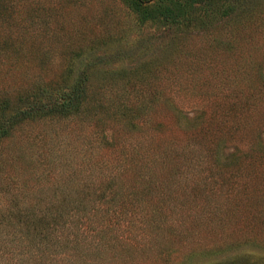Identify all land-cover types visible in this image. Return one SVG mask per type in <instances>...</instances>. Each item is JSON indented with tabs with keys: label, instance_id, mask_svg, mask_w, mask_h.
Returning <instances> with one entry per match:
<instances>
[{
	"label": "rangeland",
	"instance_id": "rangeland-1",
	"mask_svg": "<svg viewBox=\"0 0 264 264\" xmlns=\"http://www.w3.org/2000/svg\"><path fill=\"white\" fill-rule=\"evenodd\" d=\"M254 2L252 16L243 13L230 24L214 22L208 31L169 35L158 33L159 26L138 25L120 0H0V91L13 93L37 76L57 77L69 65L85 66L89 89L100 104L94 117L83 113L24 123L1 144L0 173L22 174L31 183L45 167L87 171L111 152L94 140L100 131L127 141L184 136L196 126L193 131L207 138L223 110L216 104L231 102L236 93L237 107L228 112L214 148L221 157L233 152L227 159L234 161L248 146L263 160L264 0ZM251 91L256 107L247 112ZM115 103L122 106L119 115ZM203 120L208 126L202 127ZM262 162L248 166V192L235 198V208L219 210L223 201L217 192L218 208L208 214L214 217L183 210L177 232H156L151 249L113 261L105 258L112 247L86 242L82 248L102 255L89 251L84 262L70 253L58 264H264ZM61 243L53 244L60 251L57 258L70 249ZM163 248L169 249L165 259L159 255Z\"/></svg>",
	"mask_w": 264,
	"mask_h": 264
},
{
	"label": "trees",
	"instance_id": "trees-1",
	"mask_svg": "<svg viewBox=\"0 0 264 264\" xmlns=\"http://www.w3.org/2000/svg\"><path fill=\"white\" fill-rule=\"evenodd\" d=\"M120 1L138 25L159 26L158 33L170 35L208 31L214 22L230 24L244 17L243 13L252 16L256 0ZM88 80L85 66L69 65L57 77L37 76L13 93L0 91V161L4 156L1 144L26 122L69 119L83 113L94 117L100 104L93 98ZM250 94L253 101L246 103L247 112L256 107V93ZM238 96L236 93L235 98ZM234 99L216 104L223 110L216 115L219 125H211L212 134L207 138L193 131L196 126L184 136L154 134L149 139L140 136L127 141L100 131L94 140L111 152L87 171L45 167L47 171L37 173L31 183L22 174L0 173V264H41L43 256L58 264L70 253L86 262L90 251L82 248L86 242L112 247L105 258L117 261L151 249L156 232H177L183 210L188 209L191 216L216 210L213 199H218V193L223 201H219V210L235 208V198L239 200L248 192L252 177L248 166L264 159L252 156L256 149L248 146L241 159L237 156L234 161L227 159L235 156L233 152L223 157L217 154L213 139L222 130L228 112L237 107ZM115 105L114 112L120 114L121 104ZM210 117H214L213 110ZM207 121H202V127L208 126ZM259 153L263 155L264 146ZM58 241L69 246L67 256L56 257L60 251H54L53 244ZM165 250L169 249L159 252L162 259ZM28 255L37 262H30ZM50 261L45 264H52Z\"/></svg>",
	"mask_w": 264,
	"mask_h": 264
}]
</instances>
